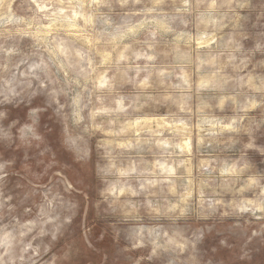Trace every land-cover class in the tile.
Returning <instances> with one entry per match:
<instances>
[{
  "label": "clouds",
  "instance_id": "clouds-1",
  "mask_svg": "<svg viewBox=\"0 0 264 264\" xmlns=\"http://www.w3.org/2000/svg\"><path fill=\"white\" fill-rule=\"evenodd\" d=\"M0 264H264V0H0Z\"/></svg>",
  "mask_w": 264,
  "mask_h": 264
}]
</instances>
